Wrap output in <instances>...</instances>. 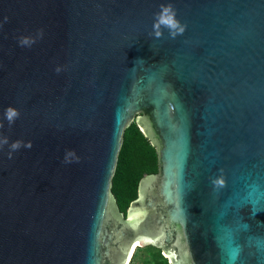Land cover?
Here are the masks:
<instances>
[{"label": "water", "instance_id": "obj_1", "mask_svg": "<svg viewBox=\"0 0 264 264\" xmlns=\"http://www.w3.org/2000/svg\"><path fill=\"white\" fill-rule=\"evenodd\" d=\"M169 3L186 30L156 38ZM5 17L0 136L32 147L0 149V264H129L140 246L264 264V0H0ZM132 122L157 172L123 214L111 185Z\"/></svg>", "mask_w": 264, "mask_h": 264}, {"label": "trees", "instance_id": "obj_2", "mask_svg": "<svg viewBox=\"0 0 264 264\" xmlns=\"http://www.w3.org/2000/svg\"><path fill=\"white\" fill-rule=\"evenodd\" d=\"M157 172L155 148L144 137L135 122L123 134V143L118 155L112 179L111 193L118 209L125 214L131 201L137 196L139 180ZM129 264H169L159 249L145 246L137 248Z\"/></svg>", "mask_w": 264, "mask_h": 264}, {"label": "clouds", "instance_id": "obj_3", "mask_svg": "<svg viewBox=\"0 0 264 264\" xmlns=\"http://www.w3.org/2000/svg\"><path fill=\"white\" fill-rule=\"evenodd\" d=\"M7 22V17L4 18L3 22H0V27L3 26V23ZM167 30L170 38L175 39L177 36L182 35L186 30V25H184L179 19H177L176 11L171 3L162 4L160 6L159 12L155 14L154 23H153V33L156 38H161L163 36V30ZM43 37V30H39L36 38ZM36 38L33 37H21L19 39L20 46L30 47L36 42ZM57 72L60 71V68L56 69ZM19 111L11 106L4 110L3 118L7 120L9 126L15 123L19 118ZM0 128H3V122L0 121ZM5 145H9V140L5 136H0V149ZM21 147L31 148V142L23 143L22 141H14L9 145L8 158H12L13 152L18 151ZM74 153L69 151L68 156H72ZM78 162V158H76ZM72 161L66 156L65 163H71Z\"/></svg>", "mask_w": 264, "mask_h": 264}, {"label": "rangeland", "instance_id": "obj_4", "mask_svg": "<svg viewBox=\"0 0 264 264\" xmlns=\"http://www.w3.org/2000/svg\"><path fill=\"white\" fill-rule=\"evenodd\" d=\"M143 247H145V246H142V247L140 246V247H137V248H143ZM137 248L134 249V253L136 252ZM134 253H133V254H134ZM132 256H133V255H132ZM131 259H132V257H131ZM130 261H131V260H130ZM129 263H130V262H129Z\"/></svg>", "mask_w": 264, "mask_h": 264}, {"label": "bare ground", "instance_id": "obj_5", "mask_svg": "<svg viewBox=\"0 0 264 264\" xmlns=\"http://www.w3.org/2000/svg\"><path fill=\"white\" fill-rule=\"evenodd\" d=\"M132 249H134V247Z\"/></svg>", "mask_w": 264, "mask_h": 264}]
</instances>
